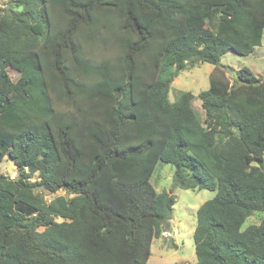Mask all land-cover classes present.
<instances>
[{"label": "trees", "instance_id": "16d2710c", "mask_svg": "<svg viewBox=\"0 0 264 264\" xmlns=\"http://www.w3.org/2000/svg\"><path fill=\"white\" fill-rule=\"evenodd\" d=\"M6 1L0 264H147L176 203L151 183L159 162L174 187L216 191L197 211L195 264H264V218L243 229L264 213V78L221 66L260 46L264 0ZM202 63L204 121L191 92L169 98ZM59 191L71 197L45 200Z\"/></svg>", "mask_w": 264, "mask_h": 264}, {"label": "rangeland", "instance_id": "374dc122", "mask_svg": "<svg viewBox=\"0 0 264 264\" xmlns=\"http://www.w3.org/2000/svg\"><path fill=\"white\" fill-rule=\"evenodd\" d=\"M6 0L0 1V8H9ZM2 25V24H1ZM221 66L226 69L231 81L237 72L243 67H248L258 77L264 78V35L260 46L249 56H239L233 52L226 53L221 59ZM214 66L202 63L196 67L189 66L182 71L173 81L169 92L171 102H175L181 92H191L194 95L192 108L200 121H204L205 114L198 95L209 88V76ZM13 80L18 74L10 70ZM1 174L14 179L19 172L14 161L6 157L1 165ZM174 166L159 162L155 168L151 183L157 192H173L176 203L173 207L172 219L166 231L158 239H154L151 248V257L147 264H195L197 257L195 253L194 231L197 225V211L199 207L216 196V191L210 190H186L174 187L173 183ZM59 196L71 197L64 191L54 195H45V200ZM264 218V213H255L247 219L243 229L250 225L259 224ZM57 222L64 221L57 218Z\"/></svg>", "mask_w": 264, "mask_h": 264}]
</instances>
